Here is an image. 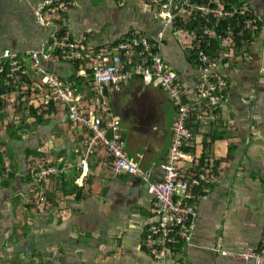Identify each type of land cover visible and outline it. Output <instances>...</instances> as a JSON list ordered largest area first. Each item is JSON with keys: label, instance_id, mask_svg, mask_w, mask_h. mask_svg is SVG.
Masks as SVG:
<instances>
[{"label": "crops", "instance_id": "crops-1", "mask_svg": "<svg viewBox=\"0 0 264 264\" xmlns=\"http://www.w3.org/2000/svg\"><path fill=\"white\" fill-rule=\"evenodd\" d=\"M42 1L0 0V64L5 50L18 53L31 83H19L15 92L0 96V264H175L170 254L155 258L145 241L157 216L152 211L156 200L142 177L114 172L104 149L86 155L87 131L67 119L62 105L38 110L40 117L30 111L46 93L24 54L49 38L51 26L34 14ZM228 3L264 23V0ZM62 14L70 38L84 40L90 51L131 34L150 38L180 83L196 92L202 71L189 59L187 39L164 27L150 1L71 0ZM226 45L227 39L223 58L210 70L228 84L221 104L215 110H193L188 118L193 137L181 165L196 172L204 156L216 176L195 190L191 238L180 251L183 264H254L215 248L264 246V31L240 49ZM43 67L74 78L83 100L91 96L85 75L89 63L76 66L52 56ZM107 93L128 157L149 172V181L161 180L172 141L171 101L156 78L145 82L136 76ZM41 166H53L55 173L38 181L33 171Z\"/></svg>", "mask_w": 264, "mask_h": 264}, {"label": "built area", "instance_id": "built-area-1", "mask_svg": "<svg viewBox=\"0 0 264 264\" xmlns=\"http://www.w3.org/2000/svg\"><path fill=\"white\" fill-rule=\"evenodd\" d=\"M69 1L43 0L34 10L35 17L41 24L51 26L46 42L41 47L24 53L29 59L30 69L39 77L46 90L40 101L41 108L38 110L42 112V108L51 104L62 105L67 119L87 131L83 141L86 155L94 154L98 148L104 149L114 172L142 177L147 183V191L156 200V207L152 211L157 216V220L146 229L145 241L155 258H162L166 254L172 256L171 245L178 241H182L183 245L190 242L196 214L193 203L196 197L195 190L204 184L212 183L216 176L215 166L211 164L201 166L196 172L187 171L181 165L185 156L184 147L193 137L188 118L193 110L203 112L217 109L227 88L226 80L210 73L216 61L211 60L204 51H199L196 64L202 75L196 92L191 93L180 83L176 71L163 60L158 52L157 43L140 34H131L110 48L88 50L84 40L71 39L64 27L62 8ZM148 1L157 6L158 16L164 27H171L184 35L188 41V49L192 48L198 36H213L225 42L221 34L202 24L196 14L207 23L211 22L212 17L225 20L235 15L244 17L249 15L243 7H231L228 0ZM177 18L182 20L194 18L198 24L190 30L176 27ZM251 27L252 22L248 20L245 28ZM62 28L66 31L65 34H61ZM261 29L264 31L263 23ZM162 37L163 30L158 32V38ZM56 48L60 49V57L65 60L74 64L89 63V70L85 75L88 77L86 85L92 94L87 101L83 100L74 78H61L43 67V63L52 58ZM2 59V63L8 62L10 65L9 78L17 80V73L28 74L18 53L7 49L3 52ZM136 76L142 77L145 82L156 78L175 109L172 141L168 157L161 165L163 173L159 181H149V172L141 170L128 157L119 119L113 114L109 103L107 89L124 86ZM80 165L85 168L86 160L83 159ZM53 173H55L53 166H41L33 171V177L43 181ZM180 251L176 254L175 264H183ZM215 251L232 259L264 264V246L231 251L218 245Z\"/></svg>", "mask_w": 264, "mask_h": 264}, {"label": "trees", "instance_id": "trees-1", "mask_svg": "<svg viewBox=\"0 0 264 264\" xmlns=\"http://www.w3.org/2000/svg\"><path fill=\"white\" fill-rule=\"evenodd\" d=\"M198 16V20L212 29L214 32L221 34L223 39L228 40V45L231 48L240 49L243 45L248 44L252 38L258 34V32L261 29V22L255 20L254 16L248 15V16H239L235 15L232 18L228 19H216L215 17H212L211 22L207 23L204 20H202L199 14H196V17ZM248 20H251L252 27L246 29L245 24ZM198 21L196 19L191 18L189 20H182L181 18H177L175 22L176 27H182L186 29H191L195 26H197ZM66 31H64V28L61 29V34H65ZM223 42L222 40H218L216 37H208V35H205V37L198 36L197 40L194 42V45L192 48L188 49L189 53V59L191 61H194L196 63L197 54L199 51H204V53L209 56L211 60L216 61L219 57H222L223 52ZM223 48V49H222ZM52 56L59 57L60 56V49L56 48L55 52H53ZM223 58V57H222ZM226 58V57H225ZM76 66H78V62L75 63ZM24 68V67H23ZM10 70V65L8 62H4L0 66V96L7 95L9 93L15 92L18 86V83H23L25 85H30V79L28 74H21L17 73V80H13L8 77V73ZM18 99L20 100V95H18ZM1 104V102H0ZM29 107V106H28ZM30 111L40 117L39 114H37L38 108L34 107L33 105H30ZM41 108V107H40ZM54 105H49L45 108H42V111H52L54 109ZM213 140V137L211 138ZM210 139L209 143L212 142ZM206 141V140H205ZM203 141V146L205 149L209 148V145L207 142ZM1 162V161H0ZM1 164V163H0ZM205 164H209L205 161V157L203 156L202 159H200V165L203 166ZM4 170L0 167V175L3 173ZM183 246L182 241H178L171 245L172 250V256L177 260L176 254L181 250Z\"/></svg>", "mask_w": 264, "mask_h": 264}, {"label": "rangeland", "instance_id": "rangeland-1", "mask_svg": "<svg viewBox=\"0 0 264 264\" xmlns=\"http://www.w3.org/2000/svg\"><path fill=\"white\" fill-rule=\"evenodd\" d=\"M71 1V0H70ZM262 23L263 22H261V26H262ZM264 24V23H263ZM64 27L66 28V26H65V24H64ZM260 31H263L262 29H260ZM113 46V45H112ZM111 46H109L108 48H110ZM57 75V74H56ZM214 76H215V74H213ZM221 77V76H220ZM223 78V77H222ZM226 83H227V81H226ZM227 86H228V84H227ZM161 87V86H160ZM162 89V88H161ZM163 90V89H162ZM226 90H227V88H226ZM225 90V91H226ZM164 91V90H163ZM67 117V116H66Z\"/></svg>", "mask_w": 264, "mask_h": 264}]
</instances>
